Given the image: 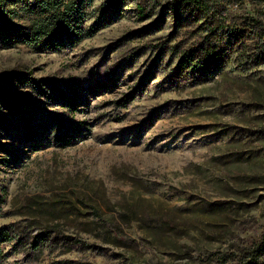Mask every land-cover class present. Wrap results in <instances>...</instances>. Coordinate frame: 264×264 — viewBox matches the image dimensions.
<instances>
[{"label": "rangeland", "instance_id": "1", "mask_svg": "<svg viewBox=\"0 0 264 264\" xmlns=\"http://www.w3.org/2000/svg\"><path fill=\"white\" fill-rule=\"evenodd\" d=\"M107 1L85 0L74 45L0 41V227L47 235L1 264H238L264 237V0Z\"/></svg>", "mask_w": 264, "mask_h": 264}, {"label": "trees", "instance_id": "2", "mask_svg": "<svg viewBox=\"0 0 264 264\" xmlns=\"http://www.w3.org/2000/svg\"><path fill=\"white\" fill-rule=\"evenodd\" d=\"M17 0H0V41L7 44L24 43L29 46H48L58 45L64 41H68L69 44L74 45L78 41L82 40L85 35L91 34L95 26H91L86 33V29L83 26L86 15L84 14V2L85 0H41L38 4L39 12L37 16L27 26H16L8 17L10 10L7 8L9 4L16 2ZM124 0H108L106 6L121 4ZM222 0H173V6L175 7H192L205 15L210 16L215 14L220 6ZM144 12V8L140 9ZM218 27L211 29V33L216 31ZM264 34V31H261ZM263 35H261L262 37ZM259 44V52L256 54V58L264 60V41ZM212 44V40L208 43ZM212 48V47H211ZM205 49V48H204ZM223 46L215 44L211 50H207L204 53L203 59H214L219 61L220 54L223 51ZM186 54L182 57L181 70L189 66L190 57L187 59ZM190 56V55H189ZM193 63L190 67H196L195 59H192ZM198 60L197 62H199ZM200 66V64H198ZM69 90L74 94L77 93V89L74 85H68ZM67 95L66 92L61 91V97L65 98L68 102H75V95ZM125 102L128 99H124ZM4 197L0 194V204L3 202ZM57 207L56 209H60ZM74 206H68L67 210H73ZM93 214L97 216L98 220H103L98 209L93 211ZM24 233L17 229L15 224H9L0 227V264L2 258H4V246L6 243L17 239V242L23 245L27 252L32 254H42L44 248V242L47 240V235H41L33 241L24 242ZM264 257V237L253 246L246 247L244 255L239 258L238 264H263ZM227 261L226 255L219 257V264H225Z\"/></svg>", "mask_w": 264, "mask_h": 264}]
</instances>
